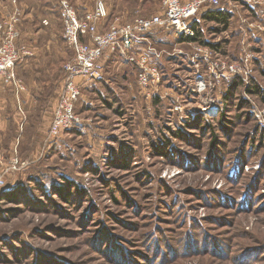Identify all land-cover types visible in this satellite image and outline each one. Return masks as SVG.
Listing matches in <instances>:
<instances>
[{
    "label": "rangeland",
    "instance_id": "rangeland-1",
    "mask_svg": "<svg viewBox=\"0 0 264 264\" xmlns=\"http://www.w3.org/2000/svg\"><path fill=\"white\" fill-rule=\"evenodd\" d=\"M59 1L0 0V22L20 11L28 51V9L52 10L62 26L49 124L25 129L18 168L6 170L8 157L0 172V264H264V3L220 0L228 25L199 18L206 9L194 42L151 32L143 48L158 80L146 85L137 64L110 54L81 87L79 122L53 138L73 57ZM95 1L69 0L81 15ZM144 1L121 0L133 10L117 14L111 0L102 27L161 4Z\"/></svg>",
    "mask_w": 264,
    "mask_h": 264
},
{
    "label": "built area",
    "instance_id": "built-area-1",
    "mask_svg": "<svg viewBox=\"0 0 264 264\" xmlns=\"http://www.w3.org/2000/svg\"><path fill=\"white\" fill-rule=\"evenodd\" d=\"M249 4H261L264 0H244ZM111 0H96L93 8L80 14L69 0L59 1L63 38L73 51L71 60L63 65V85L52 116L49 135L58 137L63 131L79 122L75 104L80 98L81 87L88 80L101 77L103 63L115 52L125 55L139 66L138 80L149 84L158 80L143 45L149 34L158 29L184 32L194 36L191 23L202 11L220 5V0H161L160 13L149 17L135 16L125 21H114L106 28L102 24L109 16ZM20 11L18 9L0 22V80L10 87L19 100L25 89L17 77L16 66L29 54L25 46H18ZM187 32V33H186ZM143 49H142V48ZM19 160L13 156L7 171L18 168ZM4 180L0 175V187Z\"/></svg>",
    "mask_w": 264,
    "mask_h": 264
},
{
    "label": "crops",
    "instance_id": "crops-1",
    "mask_svg": "<svg viewBox=\"0 0 264 264\" xmlns=\"http://www.w3.org/2000/svg\"><path fill=\"white\" fill-rule=\"evenodd\" d=\"M116 1L117 14H124L123 10H133L130 9L129 3L121 5V0ZM144 2L140 0V4ZM110 4L112 5V2ZM160 8L161 6L151 15L160 13ZM46 15L47 17H39ZM55 15L57 13L52 10H35L31 7L20 25L22 43L26 44L30 51V55L16 66L17 76L27 87L21 94L22 114L18 111L19 106H16V99L10 87L4 86L0 80V172L5 169L7 158L10 159L13 152L19 148L25 129H36L41 124H49L50 111L62 82V63L59 55L62 26ZM125 20L126 18L120 21ZM116 56L117 54L113 57Z\"/></svg>",
    "mask_w": 264,
    "mask_h": 264
},
{
    "label": "trees",
    "instance_id": "trees-1",
    "mask_svg": "<svg viewBox=\"0 0 264 264\" xmlns=\"http://www.w3.org/2000/svg\"><path fill=\"white\" fill-rule=\"evenodd\" d=\"M222 4V3H221ZM202 20H209L214 21L219 24H223V28H226L228 25V21L230 18V13L225 8V4H222L220 6L210 7L205 12H203L201 15H199ZM194 21L191 23V28L194 30L195 35L194 36H187V37H181L183 40H187L190 42H194L196 40H200V31L198 30V22ZM202 42V41H200Z\"/></svg>",
    "mask_w": 264,
    "mask_h": 264
}]
</instances>
